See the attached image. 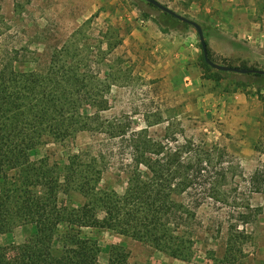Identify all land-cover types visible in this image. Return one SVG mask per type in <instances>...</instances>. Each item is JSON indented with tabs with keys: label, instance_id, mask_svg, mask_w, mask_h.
<instances>
[{
	"label": "trees",
	"instance_id": "16d2710c",
	"mask_svg": "<svg viewBox=\"0 0 264 264\" xmlns=\"http://www.w3.org/2000/svg\"><path fill=\"white\" fill-rule=\"evenodd\" d=\"M160 14L161 26L184 24ZM207 52L217 64L259 69L245 61H219L208 44ZM19 62L17 53L0 54V234L20 223L33 224L37 240L35 246H18L12 258L0 250V264H99L100 249L81 236L83 228L111 230L190 262L205 231L197 215L204 205L218 213V220H213L218 232L227 224L223 254L206 253V264H243V247L250 239L246 227L254 210L227 195L229 175L240 165L225 146H209L181 130L178 134L170 130V123L161 137H153L147 129H135L130 117L108 116L114 74L94 82L91 59L85 58L82 74L66 65L61 53L51 56L45 75L17 70ZM201 70L202 79H227V91L256 95L264 102V76L216 70L205 62L202 49ZM79 132L93 139L65 163L51 162L49 155L32 159L37 147L64 144ZM110 168L121 177L123 191L95 194ZM72 191L87 200L69 209L59 196ZM62 224L68 230L61 252L54 254ZM106 264L132 263L123 248L113 246Z\"/></svg>",
	"mask_w": 264,
	"mask_h": 264
},
{
	"label": "rangeland",
	"instance_id": "374dc122",
	"mask_svg": "<svg viewBox=\"0 0 264 264\" xmlns=\"http://www.w3.org/2000/svg\"><path fill=\"white\" fill-rule=\"evenodd\" d=\"M157 1L173 6L175 12L195 21L190 0ZM146 3L144 0H0V54L17 53L20 59L15 64L17 70L42 75L47 72L51 56L58 53L63 54L65 64L75 68L78 74L84 71L85 58L91 59L95 62L92 64L96 73L94 82H102L108 73L114 74L105 111L108 116L130 117L135 129H147L153 137H161L170 123L173 125L170 130L178 134L181 130L209 146H225L240 165L234 175H229L227 195L240 203H248L254 210L253 215L258 213L256 219L251 216L246 227L250 239L243 247L242 263L264 264V114L258 135L242 130L232 134L220 120L203 118L196 110L195 92L186 85L185 74L191 62L181 64L172 56L155 50L161 39L169 44L178 43L185 51L196 48L199 53L196 67L201 69L196 30L185 23L161 26L160 10ZM149 26L158 28L163 33L162 38L152 34ZM206 27V35H209L211 30ZM149 33L152 36L149 37ZM236 48L244 53L242 48ZM211 52L219 61L223 58L233 64L243 61ZM252 65L262 69L258 64ZM87 113L91 114L92 110ZM92 139L90 133L79 132L64 144L49 142L37 147L32 159L49 155L51 162L65 163L68 157L85 149ZM1 186L0 178V189ZM96 187L95 194L100 195L110 190L121 193L124 185L118 173L110 168ZM253 187L260 189L259 192ZM86 200L75 191L59 196L61 204L69 209L78 208ZM197 215L205 231L199 235L194 248L196 256L190 262L172 258L147 243L111 230L83 228L81 236L99 247V264L107 263L113 246L123 248L132 264H206V253L223 254L227 224L220 232L216 230L213 220H218V213L211 205L201 207ZM223 219L222 215L219 221ZM67 230L65 224L59 226L52 246L54 254L61 252ZM36 240V227L20 223L10 232L0 234V250L12 258L18 246H35Z\"/></svg>",
	"mask_w": 264,
	"mask_h": 264
},
{
	"label": "crops",
	"instance_id": "0c3cea01",
	"mask_svg": "<svg viewBox=\"0 0 264 264\" xmlns=\"http://www.w3.org/2000/svg\"><path fill=\"white\" fill-rule=\"evenodd\" d=\"M189 3L194 9L192 16L201 25L205 41L212 51L223 57L247 61L249 65L258 64L264 70V0H190ZM169 7L177 11L173 6ZM204 25L211 30L209 35H206ZM149 31L159 38L163 36L158 28L149 26ZM158 43L155 50L172 56L178 63L191 62L185 74L186 85L195 92L196 110L203 118L220 120L232 134L240 130L259 134L264 102L258 96L227 91L226 80L202 79L201 69L196 67L199 54L196 48L185 51L184 46L169 44L165 39ZM236 47L242 48L244 53ZM261 94L264 95V89Z\"/></svg>",
	"mask_w": 264,
	"mask_h": 264
},
{
	"label": "water",
	"instance_id": "95a60500",
	"mask_svg": "<svg viewBox=\"0 0 264 264\" xmlns=\"http://www.w3.org/2000/svg\"><path fill=\"white\" fill-rule=\"evenodd\" d=\"M145 2L151 4L152 6H154L155 8H157L158 10H160L161 12H165L169 15H171L172 17H174L175 19L191 25L197 33V37L199 40V44L201 46L202 49V54L204 57L205 62L212 68L219 70V71H223V72H232V73H239V74H258L261 76H264V70L263 69H252V68H242V67H235V66H227V65H222V64H217L214 63L213 61H211L208 57V52H207V44L205 41V37H204V33H203V29L201 27V25H199L197 22L178 14L177 12L173 11L172 9H170L169 7L161 4L160 2H158L157 0H144Z\"/></svg>",
	"mask_w": 264,
	"mask_h": 264
}]
</instances>
